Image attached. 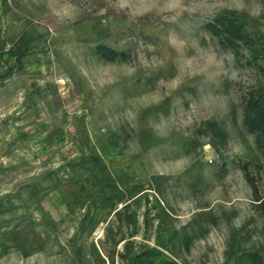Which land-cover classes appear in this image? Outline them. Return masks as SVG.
I'll list each match as a JSON object with an SVG mask.
<instances>
[{
  "label": "rangeland",
  "instance_id": "1",
  "mask_svg": "<svg viewBox=\"0 0 264 264\" xmlns=\"http://www.w3.org/2000/svg\"><path fill=\"white\" fill-rule=\"evenodd\" d=\"M256 99L264 0H0V264H264Z\"/></svg>",
  "mask_w": 264,
  "mask_h": 264
},
{
  "label": "trees",
  "instance_id": "2",
  "mask_svg": "<svg viewBox=\"0 0 264 264\" xmlns=\"http://www.w3.org/2000/svg\"><path fill=\"white\" fill-rule=\"evenodd\" d=\"M245 123L248 129L255 134L258 146L264 151V101L256 99L249 102Z\"/></svg>",
  "mask_w": 264,
  "mask_h": 264
}]
</instances>
